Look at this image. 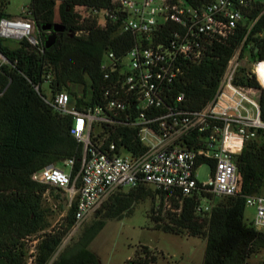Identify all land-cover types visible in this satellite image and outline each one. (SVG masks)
I'll return each mask as SVG.
<instances>
[{
	"label": "built area",
	"instance_id": "obj_1",
	"mask_svg": "<svg viewBox=\"0 0 264 264\" xmlns=\"http://www.w3.org/2000/svg\"><path fill=\"white\" fill-rule=\"evenodd\" d=\"M194 1L111 0L106 10L77 8L83 18L92 15L101 27L111 25L119 34L130 35L132 46L123 55L114 50L104 54L97 94L89 87L85 97L82 93L74 97L65 89L52 94L49 75L35 86L58 113L72 117L71 135L84 148L73 178V159L47 166L32 176L33 181L64 192L69 207L75 204L73 228L91 219L123 188L153 186L183 197L202 194L196 206L199 216L210 213L217 199L237 193L236 157L264 130L259 104L264 85L258 77V66L264 60H248L252 65L249 76L260 88L237 85L243 57L239 48L214 97L198 111L187 109L179 84L189 65L199 64L215 42L234 36L245 15L264 0ZM259 36L264 38V32ZM0 38L25 40L40 48L38 31L26 8L19 16L0 20ZM119 130H123L121 134H117ZM128 132L139 149L125 148ZM109 137L116 138L106 144ZM191 139L193 146H186L184 140ZM200 162L210 167L206 183L198 180ZM166 207L170 208L168 201ZM246 208L252 209L254 216L248 221L244 213V225L264 233V195L247 197Z\"/></svg>",
	"mask_w": 264,
	"mask_h": 264
},
{
	"label": "trees",
	"instance_id": "obj_2",
	"mask_svg": "<svg viewBox=\"0 0 264 264\" xmlns=\"http://www.w3.org/2000/svg\"><path fill=\"white\" fill-rule=\"evenodd\" d=\"M110 5L111 0H30L27 14L38 31L40 48L23 40L18 48L10 49L0 38V53L6 59L0 64V264H28L26 243L47 227L43 197L54 188L33 181V174L73 159V178L84 157L83 145L71 135L72 117L58 113L35 86L49 75L52 94L65 89L74 97L79 93L85 97L88 87L97 94L102 83L104 54L114 50L123 55L134 41L130 35L119 34L114 26L101 27L97 17L83 18L77 8L101 11ZM4 6L0 0V20L10 17ZM57 21L65 27V32L58 34L56 43L46 49L44 41L48 34L41 26ZM262 32L264 2H258L245 15L234 36L215 42L199 64L189 65L179 84V91L186 96L187 109L201 110L212 100L229 60L239 48L242 56L248 54L252 61L264 60V38L259 36ZM261 66L263 76L259 80L264 77V64ZM235 84L260 88L249 73H237ZM259 104L264 121V89ZM132 137L130 132L124 135V145L129 151L140 148L136 141L131 142ZM115 138L109 137L106 144ZM192 139L184 140L186 146H193ZM202 164L205 163L200 162L198 166ZM236 165L237 193L217 199L205 215L196 214L202 194L183 197L178 192H162L147 186L116 191L97 211L79 239L66 246L51 264H100L88 249L89 244L107 221L120 219L136 203L146 199L154 203L158 200L152 210L154 215L150 216L156 229L205 240L203 264H248L252 256L264 250V233L249 229L243 221L246 198L264 195V130H259L256 138L245 144L236 157ZM166 201L170 208L166 207ZM74 216L75 204L70 207L64 229L46 234L37 242L31 264H49L64 236L73 228ZM155 261L148 247H144L143 253L136 251L135 258L126 264Z\"/></svg>",
	"mask_w": 264,
	"mask_h": 264
},
{
	"label": "rangeland",
	"instance_id": "obj_3",
	"mask_svg": "<svg viewBox=\"0 0 264 264\" xmlns=\"http://www.w3.org/2000/svg\"><path fill=\"white\" fill-rule=\"evenodd\" d=\"M3 1L5 3L4 11L10 16H19L30 2V0ZM56 23L59 22L57 21ZM3 41L10 49L19 47L18 41L12 39ZM248 60V54L241 58L240 69L242 71L239 69L238 75L249 73L252 70V65ZM3 62L0 58V64ZM260 82L264 85V77ZM99 130L100 128H96V131ZM65 172L68 173L69 169L65 168ZM210 172V167L207 164L200 165L197 170L198 180L201 183L208 182ZM149 188L155 190L153 186H149ZM129 190V188H123L121 191L127 192ZM156 203H158V200H156ZM156 203L150 199L138 202L124 213L120 219L106 222L104 228L88 246V249L96 255L100 264H126L128 260L135 258L136 251L139 254L143 253L144 247H148L150 253L156 259L152 264H203L205 240L200 237L186 234L176 235L156 229L150 217L154 215L152 210ZM43 208L47 215V227L42 232L33 235L26 243L28 263L30 255L34 254L31 252L34 243L37 244L41 237L46 234L62 231L70 211L65 193L56 189H49L44 194ZM95 216L96 214L79 228H72L64 236L60 247L49 264L56 259L66 246L75 243L79 239L84 229L92 223ZM253 216V210L246 208L245 219L251 221ZM248 264H264V250L252 256Z\"/></svg>",
	"mask_w": 264,
	"mask_h": 264
},
{
	"label": "water",
	"instance_id": "obj_4",
	"mask_svg": "<svg viewBox=\"0 0 264 264\" xmlns=\"http://www.w3.org/2000/svg\"><path fill=\"white\" fill-rule=\"evenodd\" d=\"M41 30L47 32V37L44 41V47L46 49L51 48L57 41L58 34L65 32V27L60 23L46 24L41 26ZM0 58L5 62V57L0 53Z\"/></svg>",
	"mask_w": 264,
	"mask_h": 264
},
{
	"label": "bare ground",
	"instance_id": "obj_5",
	"mask_svg": "<svg viewBox=\"0 0 264 264\" xmlns=\"http://www.w3.org/2000/svg\"><path fill=\"white\" fill-rule=\"evenodd\" d=\"M262 65H263V64H262ZM261 75H263V68H262V66L260 65V66H258V77L261 76Z\"/></svg>",
	"mask_w": 264,
	"mask_h": 264
},
{
	"label": "crops",
	"instance_id": "obj_6",
	"mask_svg": "<svg viewBox=\"0 0 264 264\" xmlns=\"http://www.w3.org/2000/svg\"><path fill=\"white\" fill-rule=\"evenodd\" d=\"M10 17H12V16H10Z\"/></svg>",
	"mask_w": 264,
	"mask_h": 264
}]
</instances>
